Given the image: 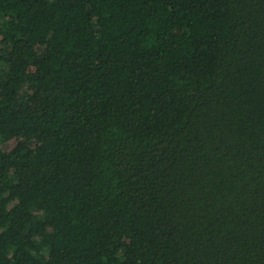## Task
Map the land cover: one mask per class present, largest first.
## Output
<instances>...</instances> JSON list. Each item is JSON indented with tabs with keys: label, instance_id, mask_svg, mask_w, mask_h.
Wrapping results in <instances>:
<instances>
[{
	"label": "trees",
	"instance_id": "trees-1",
	"mask_svg": "<svg viewBox=\"0 0 264 264\" xmlns=\"http://www.w3.org/2000/svg\"><path fill=\"white\" fill-rule=\"evenodd\" d=\"M0 264H264V0H0Z\"/></svg>",
	"mask_w": 264,
	"mask_h": 264
}]
</instances>
